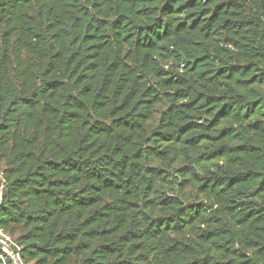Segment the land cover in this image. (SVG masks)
<instances>
[{
  "label": "trees",
  "instance_id": "obj_1",
  "mask_svg": "<svg viewBox=\"0 0 264 264\" xmlns=\"http://www.w3.org/2000/svg\"><path fill=\"white\" fill-rule=\"evenodd\" d=\"M0 164L17 264H264V0H0Z\"/></svg>",
  "mask_w": 264,
  "mask_h": 264
},
{
  "label": "rangeland",
  "instance_id": "obj_2",
  "mask_svg": "<svg viewBox=\"0 0 264 264\" xmlns=\"http://www.w3.org/2000/svg\"><path fill=\"white\" fill-rule=\"evenodd\" d=\"M162 109H163V106H161V107L159 108L158 111H161ZM1 167H2V164H0V168H1ZM4 241H5L6 246H8V247L11 246V244L8 243L9 240H4ZM0 248H1L2 251H3L4 253H6L8 256L10 255V254L8 253V251L6 250V248H5L3 245L0 244ZM10 248H11V247H10Z\"/></svg>",
  "mask_w": 264,
  "mask_h": 264
},
{
  "label": "water",
  "instance_id": "obj_3",
  "mask_svg": "<svg viewBox=\"0 0 264 264\" xmlns=\"http://www.w3.org/2000/svg\"><path fill=\"white\" fill-rule=\"evenodd\" d=\"M0 244L3 245V246L6 248V250H7L8 253L10 254L12 260L14 261V264H17V263L15 262V260H14V254H13V251L11 250V248L8 247V246H6V244H5V243H2L1 241H0ZM12 256H13V257H12Z\"/></svg>",
  "mask_w": 264,
  "mask_h": 264
},
{
  "label": "built area",
  "instance_id": "obj_4",
  "mask_svg": "<svg viewBox=\"0 0 264 264\" xmlns=\"http://www.w3.org/2000/svg\"><path fill=\"white\" fill-rule=\"evenodd\" d=\"M4 240H9L7 237H5L1 232H0V241L2 242V243H5V241ZM13 257V256H12ZM15 258H18V255H14V260H15Z\"/></svg>",
  "mask_w": 264,
  "mask_h": 264
}]
</instances>
